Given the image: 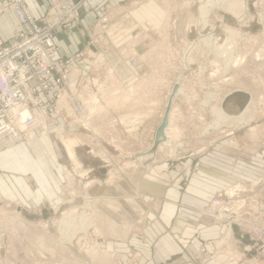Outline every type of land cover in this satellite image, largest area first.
Wrapping results in <instances>:
<instances>
[{"label":"rangeland","instance_id":"rangeland-1","mask_svg":"<svg viewBox=\"0 0 264 264\" xmlns=\"http://www.w3.org/2000/svg\"><path fill=\"white\" fill-rule=\"evenodd\" d=\"M73 2L85 3L54 33L64 60L56 41L71 33L79 40L70 57L77 82L60 104L64 115L0 151L42 137L51 156L41 192L22 201L7 193L0 171V264H84L97 244L108 255L89 264H264V0H242L236 16L226 0ZM203 4L205 19L198 15ZM245 93L254 95L252 109L227 117L241 113L229 99ZM168 104L177 138L153 146ZM74 139L78 167L64 148ZM146 152L153 156L143 161ZM226 174L228 188L204 205L184 197L193 179L210 194L215 177ZM231 188L238 190L227 196ZM217 198L222 206L211 203ZM170 204L175 212L161 215ZM63 219L82 225L68 238L69 257L44 242L57 237L52 225ZM254 220L262 232L246 229Z\"/></svg>","mask_w":264,"mask_h":264},{"label":"built area","instance_id":"built-area-1","mask_svg":"<svg viewBox=\"0 0 264 264\" xmlns=\"http://www.w3.org/2000/svg\"><path fill=\"white\" fill-rule=\"evenodd\" d=\"M82 3L49 0L47 12L36 19L25 0H0V19L12 13L18 23L10 40L0 37V151L27 141L28 131L47 130L64 115L60 104L70 92L66 77L74 62L58 56L54 33L78 16ZM251 223L263 231V224ZM260 242L264 257V238Z\"/></svg>","mask_w":264,"mask_h":264},{"label":"crops","instance_id":"crops-1","mask_svg":"<svg viewBox=\"0 0 264 264\" xmlns=\"http://www.w3.org/2000/svg\"><path fill=\"white\" fill-rule=\"evenodd\" d=\"M25 2L27 4L28 9L32 13L33 17L36 19L42 17L47 10V6H48L47 0H25ZM17 29H18V23L12 14L6 13L5 15L1 17L0 19L1 39L5 41L10 40L12 38L14 31H16ZM65 39H66V42L60 41L61 39L59 37V41L58 42L56 41V43L59 47L60 54L63 55L65 58H70L72 55L75 54L77 43L79 42V40H77L75 36L72 35V33L70 34L69 38H65ZM47 152L48 151H47L46 143L44 142L42 137H37L34 143L31 145H17L13 147L12 149L5 151L3 154H0V171H4L7 173V176L5 179L6 180L5 185H6L7 193L10 195L12 199H15L16 201H22V198L24 195L26 197L34 196L35 193H37L35 195H38V193L41 192L40 188L42 186V182H41L42 174L46 175L45 174L47 173L46 165H48V162L51 159V156L48 155ZM52 167H53V164H51V166L48 167V171L51 170ZM225 168H228V167L226 166ZM213 169L219 172L220 174L223 172L221 169H219L220 171H218L215 168ZM201 174L202 172L198 173L197 176ZM207 174L208 173L205 172L203 175H201L202 176L201 179L204 182L207 181L206 178L210 177ZM226 176L227 174L224 176V179H222V177L221 178L217 176L215 177V178L220 179V181L214 180L216 182V183L213 182L216 186L215 187L216 190L214 193H210V194L205 192L206 189L203 186L202 187L194 186L193 180H197V179H193L192 180L193 184L191 185L189 184L187 189L184 191V194L186 195L184 197H188V199L190 198L191 200L190 199L189 200L191 201V204L192 202H196L198 206H202L204 205L205 202L207 203L208 201H210V199L216 193L224 191L228 188L229 184L224 181L226 180L225 178H228ZM228 176H231V174ZM0 180H2L1 182L3 183L4 179L0 177ZM32 182L37 185V186L35 185V188L36 189L38 188L37 190H35L34 193L31 191ZM2 183L0 184L1 186H2ZM16 186L18 188H15ZM177 194L174 190H171L169 188L167 197L172 196V198L175 199L174 201H176ZM182 197H183V194H182ZM183 200L184 199H182V201ZM180 206H182L183 210L192 209V207L188 206L187 204L185 205L181 204ZM175 210L176 208L174 205H171V204L167 205L164 207V209H162L161 215L162 214L165 215V213H170L172 215L175 212ZM161 221H162V224L166 223V221L164 220H161ZM169 223L173 225L172 229L177 224L176 222H174V220H172ZM203 238L206 239V237H203ZM219 259L220 257H217L215 260L218 261Z\"/></svg>","mask_w":264,"mask_h":264},{"label":"bare ground","instance_id":"bare-ground-1","mask_svg":"<svg viewBox=\"0 0 264 264\" xmlns=\"http://www.w3.org/2000/svg\"><path fill=\"white\" fill-rule=\"evenodd\" d=\"M226 2H227V8H228L227 11L230 12L231 14L235 15V16L237 15V13H239V11L241 9H244V7H245V5L242 2V0H226ZM204 4H203V6H201L199 8V12H198L199 17L202 18V19H205L206 18V14H207V7ZM202 22L205 23L204 20ZM220 50H222V48ZM256 57L259 58V55H257ZM235 63H237V62H235ZM231 67H233V66L231 65ZM76 77H77V74L74 72V70L67 74L66 83H67L68 86L70 85L69 87H71V86L74 87L75 86V84L77 82ZM130 93H132V89L130 90ZM172 94H173V92H172ZM245 96L248 98V101H247V104L245 105L244 109L241 111V113H239L238 115H228V114H226L227 117H233V118L235 117L236 119H238L240 117H244L245 115H247V113H249V109L250 108L252 109V105L254 103V99L255 98H254V95L251 94V93L250 94H246L245 93ZM96 102H97V99L93 97L92 101H91V108L89 110V114L90 115L92 114L91 110H93L94 105H95ZM169 103H170V101H169ZM63 104H64V100H63ZM167 107H168V113H167L168 123H167V126H166V128L164 130V133H163L164 134V140H160L159 141V143L160 142L162 143L161 146H169L171 144V142H174V140L177 138L176 130H172L170 128V123H171V117L170 116L173 113V110L170 108L169 104L167 105ZM167 107H166V109H167ZM166 109H165V112H166ZM165 112H164V115H165ZM136 118H137L136 116L130 117L129 118V122H127V123L131 124L133 122V120H136ZM80 122H83L84 124L88 125V120L86 118H84V121L82 120ZM22 128H23V126H21L19 129H22ZM32 132L33 131H28L25 134H28V133L30 134ZM34 141H35V139L31 138V142L30 141L29 142L31 144H33ZM76 141H77L76 139H74V140H65L64 141V148H65L66 155L71 160L72 166H74V167L75 166L78 167V165H79L78 158L76 156V152H75V149H74L76 147V143H78V141L77 142ZM159 143H156L155 140H154L153 146L155 144L158 145ZM147 152L145 153L146 155H144L142 158H140L141 160H143V161L145 160L146 161V160H149V159L152 158L153 155H150V154L147 155ZM79 176H84V175L83 174H81V175L79 174ZM236 189L237 188H231V189L227 190L226 195L227 196L235 195L236 194L235 193ZM97 198H99V194H98ZM104 198H105V195L100 193V199L103 200ZM218 198H220V197H218ZM218 198L211 202L213 204V206H215V207L222 206V203H224V202L220 201ZM228 201H230L229 198H228ZM97 202H102V201H97ZM251 204L252 203H250V206H251ZM210 206H211V204H210ZM225 206H227V204ZM253 210H257V207H253ZM230 214H232V213H230ZM223 218H225V217H223ZM63 222H64V219L59 221V222H57V223H53L52 226L56 228V231L58 232V235H57L56 238L55 237L52 238V240L50 238H45L44 242L48 243L50 245L49 248H51V246H52V248L56 249L57 252H64V255L69 257V255L72 253V250H71V247H70L72 243H71L70 239H68V238H69L70 235L75 233L74 228H77V227L79 228L82 225L78 223V224L70 226L67 223H63ZM77 222H79V221H77ZM86 222H89V218L86 220ZM250 223L246 224V229L249 232H250V230L252 232H257L260 229V227L252 226V223L251 224ZM85 229L86 228H85V225H84V229H79V230L85 231ZM95 246H96L97 250L92 248V252L90 253L89 258H88L89 261L88 262L86 261V263L83 262L84 264L93 263L94 260H97V259H101L102 260V259H104V257H107L108 254H106L105 250H100L98 248V246H99L98 244L95 245ZM100 254H102V255H100ZM74 255H71V256H74ZM66 260H68V259H66ZM75 261H76V259H75ZM57 264H63V262H60V263H57Z\"/></svg>","mask_w":264,"mask_h":264},{"label":"water","instance_id":"water-1","mask_svg":"<svg viewBox=\"0 0 264 264\" xmlns=\"http://www.w3.org/2000/svg\"><path fill=\"white\" fill-rule=\"evenodd\" d=\"M177 86H175L173 88V94L176 91ZM230 100L234 103V104H239V110L238 112H241L245 105L247 104L248 98L245 95H239V96H233L230 98ZM228 111V109H227ZM167 113H168V107L166 109L165 115L163 117L162 122L160 123L158 129L156 130V134H155V142L159 143L160 140H164V130L167 126L168 120H167Z\"/></svg>","mask_w":264,"mask_h":264}]
</instances>
